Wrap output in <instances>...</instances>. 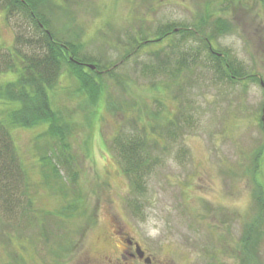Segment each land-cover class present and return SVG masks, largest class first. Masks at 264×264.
<instances>
[{
    "label": "rangeland",
    "instance_id": "obj_1",
    "mask_svg": "<svg viewBox=\"0 0 264 264\" xmlns=\"http://www.w3.org/2000/svg\"><path fill=\"white\" fill-rule=\"evenodd\" d=\"M47 3L51 29L109 72L94 105L65 70L49 93L70 130L67 150L46 124L9 126L0 99V131L11 136L0 134V264H116L118 230L153 264H264V0ZM201 17L205 31L216 32V19L229 25L212 47L242 79L225 78L199 36L136 51L141 30L155 36ZM36 39L22 17L0 15L5 53L29 57ZM15 79L0 73V98ZM117 136L123 147L138 138L148 158L135 183Z\"/></svg>",
    "mask_w": 264,
    "mask_h": 264
},
{
    "label": "trees",
    "instance_id": "obj_2",
    "mask_svg": "<svg viewBox=\"0 0 264 264\" xmlns=\"http://www.w3.org/2000/svg\"><path fill=\"white\" fill-rule=\"evenodd\" d=\"M47 2L49 0H0V15L2 14L6 21L11 15L22 17L37 37L34 43L27 44L32 49V53L28 55L29 57L23 53L20 54V48L14 47L12 49L9 47L12 50L11 53L9 51L5 53L0 47V73L10 71L16 74L14 82L6 84L7 86L3 92L4 96H1L5 99H0L5 103V107L9 103V107L7 106L5 109L7 113L4 111L7 114L9 126L32 128L40 124H46L48 128L47 136L57 142L61 149L67 150L69 145L66 142V138L69 136L70 130L61 115L57 113L58 111L52 107L49 93L58 86L59 76L65 70L71 77L75 78L79 92L86 97L85 101H90L89 103L94 105L101 86L104 85L102 78L109 71L92 63L94 61H88L82 57L83 46L80 42H77L78 40L62 37L59 31L51 29L45 10ZM205 22L206 20L201 17L193 27L183 25L161 27L157 30V35L155 36H149L147 31L141 30L139 39H133L136 42L135 49L136 51L138 49H150L149 47L157 46L161 42L167 41L172 35H178L181 39L199 36V41L202 47L208 51L209 57L221 64L222 74L225 75V78H229V80L242 79V74L236 71L231 63L226 60L225 55L214 51L212 47V37L229 32V25L223 19H216L212 25V30L216 32L213 33L214 31L204 30ZM202 35L206 36L203 37ZM24 42L27 41L23 40L20 34L16 36V44L18 46H22ZM135 49L133 50L134 52ZM134 52L132 53L134 54ZM125 57L127 58L128 55ZM88 64L92 65L93 69L88 67ZM109 79L114 84L118 82V78H114V81L112 77ZM0 120V126L6 127L7 125L3 123L2 119ZM5 131H0V134L8 137L10 142L11 136ZM117 137L115 144L121 146L122 139L120 136ZM135 139L138 138L129 139L127 146H121L119 151L128 166L123 172L133 176V183L138 181L144 170L145 175L148 168V158L136 152V149L142 144L141 142H136ZM12 149L13 147L9 151ZM51 149L50 147V152L41 156V159H50V154L53 153ZM140 150L145 152L143 148H140ZM0 151L7 156L3 149H0ZM12 153H14L13 150ZM65 161L71 160L66 158ZM145 162H147L146 165H144ZM55 171L59 175L56 167ZM258 207L263 211V207L260 204Z\"/></svg>",
    "mask_w": 264,
    "mask_h": 264
},
{
    "label": "flooded vegetation",
    "instance_id": "obj_3",
    "mask_svg": "<svg viewBox=\"0 0 264 264\" xmlns=\"http://www.w3.org/2000/svg\"><path fill=\"white\" fill-rule=\"evenodd\" d=\"M114 235H117L116 240H119L121 247H118L116 244L113 245V248L117 252L116 264H153L152 255L145 250L142 245L135 241L132 238L125 237V234L118 230ZM137 246L141 251H138ZM108 264L115 263L114 261H108Z\"/></svg>",
    "mask_w": 264,
    "mask_h": 264
},
{
    "label": "water",
    "instance_id": "obj_4",
    "mask_svg": "<svg viewBox=\"0 0 264 264\" xmlns=\"http://www.w3.org/2000/svg\"><path fill=\"white\" fill-rule=\"evenodd\" d=\"M91 68H93V66L92 65H89ZM138 251H140V250H138Z\"/></svg>",
    "mask_w": 264,
    "mask_h": 264
}]
</instances>
